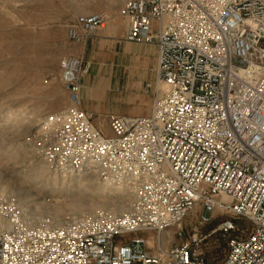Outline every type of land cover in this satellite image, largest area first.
I'll return each instance as SVG.
<instances>
[{"label":"built area","instance_id":"built-area-1","mask_svg":"<svg viewBox=\"0 0 264 264\" xmlns=\"http://www.w3.org/2000/svg\"><path fill=\"white\" fill-rule=\"evenodd\" d=\"M118 15L124 41L156 50L150 112L94 124L80 108L88 63L65 57L69 102L44 117L55 130L42 154L56 173L124 187L128 207L51 225L0 197V264H200L196 229L181 245L157 241L154 253L136 235L180 229L195 207L229 214L224 230L237 218L250 223L220 264H264V0H126ZM105 20L79 15L68 35L84 40Z\"/></svg>","mask_w":264,"mask_h":264},{"label":"rangeland","instance_id":"rangeland-1","mask_svg":"<svg viewBox=\"0 0 264 264\" xmlns=\"http://www.w3.org/2000/svg\"><path fill=\"white\" fill-rule=\"evenodd\" d=\"M125 1L0 0V197L17 201L34 221L62 225L83 216L118 215L128 207L131 195L124 187L92 175L56 173L42 154L55 130L44 117L69 102L60 81V61L65 57L88 63L87 73L80 77V94L89 110L81 107V101L80 108L92 113L94 124L108 128L111 115H127L118 112L132 99L135 102L128 106L139 108L142 115L150 112L157 94L154 46L129 43L131 48L123 52L120 45L111 54L98 40L91 47L86 44L120 18L118 9ZM90 13L103 14L105 24L74 41L69 29L77 16ZM228 218L219 209L206 213L199 207L188 213L180 229L162 231L158 242L166 248L181 245L196 229L202 237L193 250L200 264H220L230 239L250 229L246 219L237 218L233 228L224 230L221 223ZM136 235L145 240L148 252H155L156 232Z\"/></svg>","mask_w":264,"mask_h":264},{"label":"crops","instance_id":"crops-1","mask_svg":"<svg viewBox=\"0 0 264 264\" xmlns=\"http://www.w3.org/2000/svg\"><path fill=\"white\" fill-rule=\"evenodd\" d=\"M125 24H126V20L124 18L120 17L114 23H109L106 26V29L102 33H96L94 35L95 38H91L90 40H88V42L86 44L89 47H91V45L95 43V41H94V39H95V40H98L100 43L102 42L103 45L107 46L109 48L111 54H116L115 51H116L117 47L120 48V45H122V50L124 52L127 48H131L129 42H126L123 39L124 33H125ZM153 48H154V52L156 53L155 47H153ZM84 49H87V48H84ZM87 50H89V49H87ZM113 51H114V53H113ZM108 85H109V82H108ZM85 101L86 100L81 101V107L89 110V107L85 104ZM130 102H135V100L134 99L128 100L127 103L122 108L124 110L121 112H118V114L122 113V114L131 115V116L142 115L143 111H140L139 108L133 107L132 105L128 106V104Z\"/></svg>","mask_w":264,"mask_h":264},{"label":"bare ground","instance_id":"bare-ground-1","mask_svg":"<svg viewBox=\"0 0 264 264\" xmlns=\"http://www.w3.org/2000/svg\"><path fill=\"white\" fill-rule=\"evenodd\" d=\"M197 209H198V207L193 208L192 211H191V213H195ZM163 232H164V231H163ZM159 237H160V235H158V236L156 237V240H157V241L159 240ZM147 241H148L149 244H151V243L153 242V239H149V240H147Z\"/></svg>","mask_w":264,"mask_h":264}]
</instances>
